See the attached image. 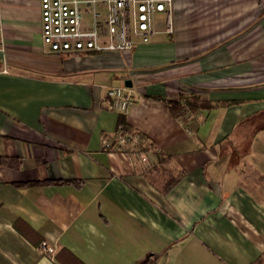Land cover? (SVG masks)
<instances>
[{
	"label": "crops",
	"instance_id": "obj_1",
	"mask_svg": "<svg viewBox=\"0 0 264 264\" xmlns=\"http://www.w3.org/2000/svg\"><path fill=\"white\" fill-rule=\"evenodd\" d=\"M172 3L171 32L72 54L43 47L38 0H0V264H264V0ZM191 94L211 106L175 115Z\"/></svg>",
	"mask_w": 264,
	"mask_h": 264
},
{
	"label": "built area",
	"instance_id": "obj_2",
	"mask_svg": "<svg viewBox=\"0 0 264 264\" xmlns=\"http://www.w3.org/2000/svg\"><path fill=\"white\" fill-rule=\"evenodd\" d=\"M173 0H38L41 41L51 53H87L105 49L131 50L135 43L150 41L157 32V15L163 16L164 31L173 29ZM1 8V7H0ZM1 15V10H0ZM0 23V47L3 46ZM134 91L124 85H107L108 109L127 114L136 102ZM113 139L119 150L134 149L144 161L145 136L126 124H119ZM104 148L115 149L109 139ZM42 251L52 255L54 247L41 244Z\"/></svg>",
	"mask_w": 264,
	"mask_h": 264
},
{
	"label": "trees",
	"instance_id": "obj_3",
	"mask_svg": "<svg viewBox=\"0 0 264 264\" xmlns=\"http://www.w3.org/2000/svg\"><path fill=\"white\" fill-rule=\"evenodd\" d=\"M172 110L174 112L175 115H179L182 112L185 111H192V110H196L200 107H204V106H211L209 103L207 102H203L201 100H199V97L197 95H188L185 96L183 98V100H181V102H177V103H172ZM165 158H161L159 160L161 169L164 167L163 166V162H164ZM164 174H165V183H164V191H166L167 189H169L174 182H177L179 180V178L183 175V171L181 170H170L166 167L163 168ZM157 254L154 253H150L146 256V258H143L137 262H135L136 264H156L155 261H157Z\"/></svg>",
	"mask_w": 264,
	"mask_h": 264
}]
</instances>
